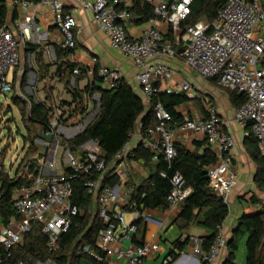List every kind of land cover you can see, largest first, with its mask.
<instances>
[{
	"label": "built area",
	"instance_id": "1",
	"mask_svg": "<svg viewBox=\"0 0 264 264\" xmlns=\"http://www.w3.org/2000/svg\"><path fill=\"white\" fill-rule=\"evenodd\" d=\"M9 1L23 10L15 21L16 31L9 28L5 20L1 22L0 17V92H12L16 86L28 108L32 104L44 108L46 122L34 124L39 139L33 151L21 158L14 171L6 170L16 184L11 191L14 214L6 220L0 216V264H3V252L20 244L32 223L40 224L41 232L47 237V247L56 249L59 235L70 228L72 217L79 213L77 205L71 201L74 179H82L103 222L95 240V247L102 255L88 244L83 245L82 250L98 261L140 264L159 250V244L156 241L135 243L137 225L125 217L127 206H131L128 202L131 187H126V181L131 161L127 157L131 153L127 145L133 133H129L123 148L110 161L103 157L94 139L70 144L84 133L100 106V94L85 90L92 70L81 77L85 67L71 59L76 47V21L64 11L60 0ZM78 1L92 10L94 20L107 35L111 47L138 67L136 78L147 104L153 84L167 70L163 63L153 60L179 57L201 77L213 78L219 86L243 94L244 102L236 107L234 120L245 129V135L257 141L259 152L264 155V63L261 62L264 33L258 32L264 18V0H225L212 20L197 19L191 23L185 21L191 15L192 0H140L148 4L151 14L136 35L128 32L129 24L135 23L137 18L131 9L135 0ZM37 5L51 11L53 23L61 34L60 46L66 52L58 58L53 47L48 46L49 61L57 66L65 61L75 63L66 79L68 100L58 94L39 96V77L32 62L38 47L29 51L21 64L20 43L37 42L35 15L30 11ZM96 74L103 89L114 87L121 78L113 67L99 66ZM81 79L85 80L83 86L79 84ZM182 90L190 91L191 84L182 80L171 92ZM165 91L170 92L168 88ZM194 96L203 102L204 117L194 112L183 122L173 123L170 113L157 101L153 105L155 123L147 128L144 143L161 148L169 163L176 153L178 131L201 133L214 155V161L207 166L208 185L227 204L237 182L230 156L235 140L223 129L215 106L200 93ZM1 171L0 166V200L3 197ZM108 173L118 179L117 183L107 184ZM160 175L165 176V173L160 172ZM190 191L182 175L173 173L166 196L167 208L179 206ZM227 241V232L219 226L207 249L199 235H189L187 244L190 254L199 263L213 264L226 253ZM173 260L174 256L167 254L161 264H171ZM32 264H57V261L48 257Z\"/></svg>",
	"mask_w": 264,
	"mask_h": 264
},
{
	"label": "trees",
	"instance_id": "2",
	"mask_svg": "<svg viewBox=\"0 0 264 264\" xmlns=\"http://www.w3.org/2000/svg\"><path fill=\"white\" fill-rule=\"evenodd\" d=\"M224 3L225 0H192V12L185 22L191 23L201 18L212 20ZM131 9L138 14V22L145 21L151 14L148 4L140 0H135ZM4 16L5 7L1 5V22L4 21ZM26 47L28 51H34L38 46L33 44ZM56 54L60 58L66 52L61 49L57 50ZM261 62L264 63V53ZM74 64L69 61L58 64L59 73L67 79ZM97 68L92 69V78L87 83L85 90L88 92L97 91L100 94L99 111L84 133L70 144L74 145L85 139H94L98 142L103 157L110 161L123 148L129 133L135 132L138 126L140 135L144 138L147 136V128L155 123L153 105L157 101L161 102L170 113L173 123L183 122L184 117L178 112L177 107L189 100L185 92H166L160 90L158 84L154 83V90L146 106L124 78H120L114 87L103 89L100 85L101 79L96 74ZM86 71V68H82L81 77L86 75ZM230 92L231 102L235 107L244 102L243 94L234 90ZM73 96L75 98L77 94L74 93ZM11 100L20 104V118L28 131L27 136L23 139L24 143H28L25 150L29 155L34 149L33 139L36 135L34 124L46 122L45 111L41 105L37 104H32L28 108L24 100L13 94ZM175 151V156L169 163L165 161L162 149L156 155V160L152 161L153 153L145 148L142 143L127 154L128 160H139L142 166L149 171L148 176L140 179L129 178L128 175L126 187H131L128 197L131 206H127V208L138 212H142L144 209H166V196L171 188V176L173 173L179 172L185 181V185L191 189L190 193L179 203V219L183 225L194 220L196 224L205 228L206 234L201 237L203 247L207 249L228 212L227 204L208 185L207 166L214 161V155L206 147L201 153H198L178 144H175ZM251 156L257 165L256 180L260 185L264 182V155L260 154L258 145L252 150ZM160 172H164L165 176H161ZM91 177L94 176L91 175ZM1 179L3 197L0 200V216L6 220L14 214V209L11 206V191L16 180L10 177L6 171H1ZM105 179L109 185H114L118 181L109 173L106 174ZM19 180L18 178L17 181ZM71 201L77 205L79 213L72 217L70 228L59 235L56 249L50 250L47 247V237L41 232L40 224L32 223L23 241L3 252V264H13L17 261L32 264L36 260H44L48 257L55 259L57 264H107L105 260L98 261L82 250V246L88 244L98 254L102 255V252L95 247V240L98 232L103 228L102 219L98 216V207L93 202L92 197L87 194L82 179L73 180ZM134 222L137 225V232L133 236V241L141 244L144 224L141 223V219ZM241 234L246 235L244 259L242 263H237L235 251L237 249V237ZM139 235L141 238L138 240ZM187 240L188 235L182 240L176 238L173 245L182 250L187 244ZM173 251L171 249L168 254ZM220 264H264V205L253 213H242L239 216L231 236L228 238L226 253Z\"/></svg>",
	"mask_w": 264,
	"mask_h": 264
},
{
	"label": "crops",
	"instance_id": "3",
	"mask_svg": "<svg viewBox=\"0 0 264 264\" xmlns=\"http://www.w3.org/2000/svg\"><path fill=\"white\" fill-rule=\"evenodd\" d=\"M60 1L63 4L64 11L73 16L76 21V47L71 54V59L82 64L87 70L99 66L116 68L121 74V78H124L132 86L143 100L144 105L147 106L148 104L143 99L136 78L138 67L111 47L107 35L94 20L92 10L83 7L78 0ZM1 5L5 7L4 20L6 24L16 31L15 21L23 8L12 4L9 0H0ZM30 11L35 15L37 24V42L35 44L39 49L34 52L32 62L39 77V96L45 98L46 95L58 94L68 100L70 96L67 92L66 79L59 73L58 66L49 61L47 50L48 46H52L55 53L57 50L62 49L60 46L61 34L54 25L52 13L47 7L37 5ZM143 22H138L136 18L135 23L129 24L128 32L132 35L138 34ZM260 27L258 32L264 33V18ZM33 43H20L21 64L24 63V59L29 52L26 46L33 45ZM153 62H161L167 67L163 76L155 81L160 90L165 91L168 88L171 92L174 88H177L182 80H186L191 84L190 91L182 90L189 97V100L177 107L178 112L182 114L184 119L190 117L194 112L202 117L205 116L203 102L194 96V94L200 93L206 101L215 106L217 114L222 120L223 129L231 134L235 140V144L230 150V156L232 159L231 168L236 173L237 182L228 196V212L221 224L227 232L228 238H230L231 232L242 213H253L264 205V182L258 184L256 180L257 165L251 156L252 150L255 149L258 143L251 137H247L245 129L234 120L236 107L231 102L230 92L233 90L219 86L213 78L201 77L196 71L186 67L179 57H156ZM84 83V79L79 82L80 86H83ZM145 138L140 135L138 126L128 142L127 149L131 152L138 144L142 143L145 148L153 153L152 161H155L161 148L144 143ZM175 138V144L182 145L190 151L201 153L205 147L209 148L203 135L198 132L178 131ZM128 175L129 178L140 179L148 176L149 171L142 166L139 160L131 159ZM179 210V206L162 210L156 208L144 209L142 212L134 209L127 210L126 218L129 221L141 219V223L144 224L142 242L156 241L159 244V250L154 255L144 258L140 264H161L171 249L174 250L171 253L174 256L171 264H205L199 263L198 259L190 254L188 244L182 250L173 245L176 238L182 240L187 235L202 236L206 234L205 228L196 224L194 220L187 225H183L179 219ZM145 216L148 217L145 218ZM140 238L139 235L137 239ZM160 255L163 256L160 263H158ZM224 255L225 253L219 257L218 264H220ZM243 259L244 255L238 258L236 262L242 263ZM107 264L116 263L109 261Z\"/></svg>",
	"mask_w": 264,
	"mask_h": 264
},
{
	"label": "rangeland",
	"instance_id": "4",
	"mask_svg": "<svg viewBox=\"0 0 264 264\" xmlns=\"http://www.w3.org/2000/svg\"><path fill=\"white\" fill-rule=\"evenodd\" d=\"M18 93L19 90L16 86L12 92H0V166L3 171H14L21 158H25V155H27L25 149L28 143H24L23 138L27 136L28 131L20 118V104H16L11 100L12 94L23 100ZM35 134L33 148H35V144L39 139L37 131H35ZM245 237V234L237 237L236 260L244 255ZM162 256L158 257V263H160ZM216 263L218 264V260Z\"/></svg>",
	"mask_w": 264,
	"mask_h": 264
},
{
	"label": "water",
	"instance_id": "5",
	"mask_svg": "<svg viewBox=\"0 0 264 264\" xmlns=\"http://www.w3.org/2000/svg\"><path fill=\"white\" fill-rule=\"evenodd\" d=\"M222 261V260H221Z\"/></svg>",
	"mask_w": 264,
	"mask_h": 264
}]
</instances>
